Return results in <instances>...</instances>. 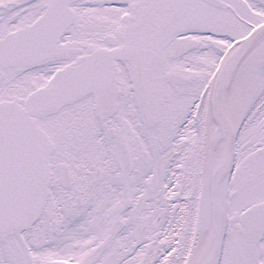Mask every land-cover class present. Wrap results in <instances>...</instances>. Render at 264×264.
Here are the masks:
<instances>
[{
	"label": "snow or ice",
	"instance_id": "6c2138e0",
	"mask_svg": "<svg viewBox=\"0 0 264 264\" xmlns=\"http://www.w3.org/2000/svg\"><path fill=\"white\" fill-rule=\"evenodd\" d=\"M0 264H264V0H0Z\"/></svg>",
	"mask_w": 264,
	"mask_h": 264
}]
</instances>
